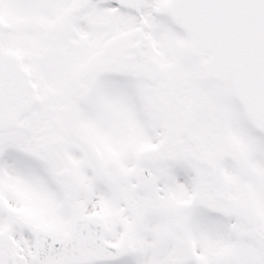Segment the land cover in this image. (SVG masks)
<instances>
[{
  "label": "snow or ice",
  "instance_id": "6c2138e0",
  "mask_svg": "<svg viewBox=\"0 0 264 264\" xmlns=\"http://www.w3.org/2000/svg\"><path fill=\"white\" fill-rule=\"evenodd\" d=\"M0 264H264V0H0Z\"/></svg>",
  "mask_w": 264,
  "mask_h": 264
}]
</instances>
